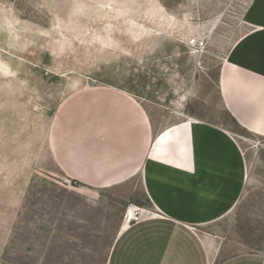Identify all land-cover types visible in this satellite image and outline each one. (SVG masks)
I'll list each match as a JSON object with an SVG mask.
<instances>
[{"label":"rangeland","instance_id":"1","mask_svg":"<svg viewBox=\"0 0 264 264\" xmlns=\"http://www.w3.org/2000/svg\"><path fill=\"white\" fill-rule=\"evenodd\" d=\"M256 0H0V264H105L121 192L56 166L57 136L87 125L88 93L114 87L242 132L221 108L220 65ZM223 257L264 252V149Z\"/></svg>","mask_w":264,"mask_h":264},{"label":"crops","instance_id":"2","mask_svg":"<svg viewBox=\"0 0 264 264\" xmlns=\"http://www.w3.org/2000/svg\"><path fill=\"white\" fill-rule=\"evenodd\" d=\"M223 59L221 108L242 132L119 88L88 93L87 125L58 137L62 172L95 189L121 192L120 217L105 264H264V252L223 257L218 223L236 214L264 149V0Z\"/></svg>","mask_w":264,"mask_h":264},{"label":"built area","instance_id":"3","mask_svg":"<svg viewBox=\"0 0 264 264\" xmlns=\"http://www.w3.org/2000/svg\"><path fill=\"white\" fill-rule=\"evenodd\" d=\"M131 213H135V207L132 204H128L125 209L124 220L129 217ZM133 219H135V214L131 217V220Z\"/></svg>","mask_w":264,"mask_h":264},{"label":"bare ground","instance_id":"4","mask_svg":"<svg viewBox=\"0 0 264 264\" xmlns=\"http://www.w3.org/2000/svg\"><path fill=\"white\" fill-rule=\"evenodd\" d=\"M135 214V213H134ZM134 214L133 213H131L130 214V216L129 217H127L124 221H125V223H128L130 220H131V217L132 216H134Z\"/></svg>","mask_w":264,"mask_h":264}]
</instances>
